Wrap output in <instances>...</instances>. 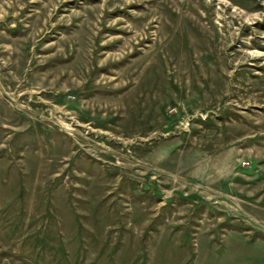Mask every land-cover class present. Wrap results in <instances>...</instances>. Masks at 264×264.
Masks as SVG:
<instances>
[{
	"label": "rangeland",
	"instance_id": "1",
	"mask_svg": "<svg viewBox=\"0 0 264 264\" xmlns=\"http://www.w3.org/2000/svg\"><path fill=\"white\" fill-rule=\"evenodd\" d=\"M0 264H264V0H0Z\"/></svg>",
	"mask_w": 264,
	"mask_h": 264
},
{
	"label": "built area",
	"instance_id": "2",
	"mask_svg": "<svg viewBox=\"0 0 264 264\" xmlns=\"http://www.w3.org/2000/svg\"><path fill=\"white\" fill-rule=\"evenodd\" d=\"M247 162H245V164H246Z\"/></svg>",
	"mask_w": 264,
	"mask_h": 264
}]
</instances>
